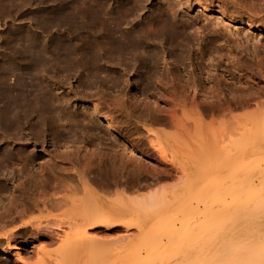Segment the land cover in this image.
<instances>
[{
  "label": "bare ground",
  "instance_id": "bare-ground-1",
  "mask_svg": "<svg viewBox=\"0 0 264 264\" xmlns=\"http://www.w3.org/2000/svg\"><path fill=\"white\" fill-rule=\"evenodd\" d=\"M100 1L80 0V9L65 6L57 11L68 18L66 35L76 42L74 47L80 48V94L59 88L52 93L43 84L42 88L24 85L18 90H5L4 99L0 100L1 145L8 142V146H17L20 137H31L26 142L22 138L25 143H38L39 137L44 140L52 134L56 139L47 141H53L55 146L62 142L50 164L45 165L22 147L24 150L17 153L12 146L0 153V242L8 241L7 250H0V259L8 260L15 252L18 262L24 263L14 245L16 234L22 230L36 231L35 234L48 238L61 233L58 240L67 251L80 246V240L83 244L93 241L85 237L103 229L134 228L151 236L179 223L188 230L190 239L189 248L178 257L177 264H264V166L263 170L258 169L260 154L264 153V57H256L249 66L238 62L234 65L246 75L247 85L243 88L227 83L228 79L222 76H226L225 61L233 63L239 59L230 57L233 50H228L229 55L222 52L224 42L241 49L222 24L227 20L228 26L238 23L247 33H264V0H174V4L160 9L153 6L144 19L140 16L145 7L124 3L114 9ZM135 1L137 5L147 0ZM192 5L214 11L218 20L214 24H194L188 14H179L180 7L185 10ZM205 32L209 41L201 43ZM219 39L224 40L223 44L209 47ZM195 45L200 46L197 51L201 62L194 64ZM157 47L163 59L158 56L161 52ZM79 50L75 48L72 53ZM252 50L246 51L254 55L257 49ZM207 51L212 56L203 64ZM67 56L64 53L65 60ZM62 71L64 79L72 75L69 70ZM34 72H24L28 74L23 79L32 82L38 77ZM130 72L142 74L139 83L143 92L151 90L149 95L126 89L132 85L126 77ZM58 73L53 72L60 76ZM115 86L119 90L110 89ZM106 88L114 93L108 96ZM150 125L170 127L173 131H153ZM142 130L152 134L145 142L147 148L131 134ZM94 132L102 135L95 138ZM77 133L82 134L80 142ZM69 140L80 147L72 144L75 149L71 150ZM17 162L21 167L15 168ZM211 169L226 171L230 178L224 199L216 204L169 199L161 189L141 197L130 193L172 179L191 187L208 177ZM74 182L89 198L76 200L68 196L78 189L71 187ZM89 183L96 184L107 196L114 197L115 192L117 199L97 197ZM129 193L138 197L128 198ZM34 212L59 215L24 221ZM166 218H171L172 223H166ZM72 231L78 233L70 238L68 233ZM80 235L85 239H80Z\"/></svg>",
  "mask_w": 264,
  "mask_h": 264
},
{
  "label": "rangeland",
  "instance_id": "rangeland-1",
  "mask_svg": "<svg viewBox=\"0 0 264 264\" xmlns=\"http://www.w3.org/2000/svg\"><path fill=\"white\" fill-rule=\"evenodd\" d=\"M58 1L59 0H0V73L2 74V73L7 72V74L5 76H0V78H1L0 79V90L2 88L1 91L4 92L2 94V92L0 91L1 92L0 94L2 95V96L0 95L1 96L0 100L4 99V96L6 93L5 90L6 91L7 90L9 91L10 89L18 90L24 85L25 86L31 85L33 87L42 88L41 86L43 84V88L47 87L46 89L50 90L51 92L53 90L52 93H56V90L59 88L60 90L62 89V91H65V90L68 91V90L72 89L74 91H77L80 94V78L77 79L78 73L80 72V50H79L80 48L74 47V46H76V42L68 39L70 37H69V35H66L67 31H65V29L68 27L66 25L67 23H69V22H67L68 18L67 19L63 18V16L61 17L60 15L57 14V11L61 8H66L65 6H67V8H69V7L73 8V6H74L75 8L80 9V0H64V1L60 0L59 2ZM173 1L174 0H169V2H168V0L167 1L166 0H147V1H143V2L141 1V3H137V5H136L135 0H126V1H124V0H101L100 2H102V4H104L105 6H108V7L114 8V9H117V7H119L121 4L123 5L124 3L125 4L127 3L129 5L133 4L134 6L140 5V7H145L143 12L141 13L142 15L140 16L142 19H144V18L148 17V14H149L148 12H149V10H151L153 8V6L155 7L158 5V8L160 9L164 6H167L166 4H168V5H169V3L174 4ZM144 2H146V3H144ZM54 12H56V13H54ZM182 12H184L186 15L188 14L187 15L188 20L194 24L197 21H200V22L205 23V24L206 23L214 24L218 20L217 19L218 15L214 11H203L195 5H192L191 9H185V10L181 9V7H180L179 8V14H182ZM45 19H46V21H45ZM59 19H61L62 21L59 22L58 21ZM64 19H66V20H64ZM52 21L54 23H52ZM60 23L63 26L59 25ZM63 23L64 24L66 23V24L64 25ZM227 23H228V21L226 20L222 24V26L225 29H227L226 31L230 30L229 32H230L231 36L229 35V38L233 41L237 40V42L241 46V49L237 48L236 46L232 47V48H231V46H227L223 39H219L220 43H217L219 41H214V43L209 44V47L212 49L217 48L220 44H223V42H224V44H225L223 47L224 51L222 50V52L224 54L227 53L229 55L228 50L229 51L233 50L230 57L231 58L232 57L239 58L241 61L239 59L235 62L233 61V63L232 62L229 63L228 61H225L224 67H226V68H224V70L226 71V76H224V75H222V76H223V78L228 79L226 81L227 83L229 82V84H234L238 88H240V87L243 88L247 85L246 80H245L246 75H243L242 72H239V70H237L238 68H235L236 66L234 67V65H236L238 62L239 65L243 66L245 64V66H247L248 64H252L251 61H255L257 59L256 57H258V59H261L264 57V54H263V52H264V33H260L258 31H250L251 33H247V31H245V29L242 26H239L238 23H232L231 26H228ZM49 24H50V28H49ZM51 25H52V27H51ZM57 27L60 29H58ZM62 28H64V29H62ZM56 31H58V32H56ZM207 32H205L204 35H201V40H200L201 43L209 41V38H208L209 36H207L209 34H207ZM59 38L61 39V41L59 40ZM66 38H67V40H66ZM242 42H243V44H242ZM79 44H80V42H79ZM77 46H78V44H77ZM246 46H248V47H246ZM250 46L255 47V48H250ZM59 47L63 53L62 55H60L61 51L59 50ZM198 47H200V46L195 45L194 49L192 51V62H194V64L200 60L199 58H201L199 51H197ZM202 47H205V46L203 45ZM45 48H46V51H45ZM67 48H69V49H67ZM75 48L78 49L79 51L72 53V50ZM229 48H231V49H229ZM244 48H246V50H247V48H248V50L253 49L252 51H255V52H256L255 49H257V52H256L257 54L254 53V55H256V56H254L252 53H248L246 50H244ZM39 49H41V50H39ZM48 49H49V51H48ZM56 49H57V51H56ZM159 49L160 48H158V53L161 52ZM34 50H36V51H34ZM58 50H59V54H57ZM234 50H236V51H234ZM69 51H71L70 54H68ZM242 51L244 54L242 53ZM244 51H246V52H244ZM53 52H55L56 54L55 53L52 54ZM208 52L210 54H208ZM64 53H65V56H67V54H68V56L66 57L67 61L64 59ZM211 54L212 53L210 51H207V54L204 56V58H206V59L203 58V60H205L206 62L202 60L203 64L204 63L207 64L210 61V59H211L210 56H212ZM49 55H51V56H49ZM52 56H54V57L57 56L58 59H56L54 57L52 58ZM60 56L62 59L60 58ZM71 56H73L72 59L74 60V62L71 59ZM158 56L163 59L162 52ZM38 57H40V58L42 57V59H39V61L37 59H35ZM193 57L196 58V60ZM68 58H70V59H68ZM208 58H210V59H208ZM42 60H44L46 62H43ZM75 60H76V62H75ZM166 60H169V59H166ZM248 60L250 61V63ZM41 62L44 64L41 65L42 64ZM199 62H201V60ZM39 66H41V67H39ZM250 66H252V65H250ZM38 69H39V71H37ZM44 69L45 70L48 69V70L45 71ZM62 69H63V71H62ZM67 70H69L68 74H72L73 76L75 74H77V75H75L76 77H73L72 75H67L66 77H68V78L65 77V79H64V77L62 76V74L60 72L61 71L67 72ZM77 70H78V72H77ZM207 70L208 69H206V71ZM34 71L37 73V76H38L37 78H40L39 81L37 78H36L37 80L34 78L32 79L33 81H37L34 83L32 80H31L32 82H30V80L27 81V79H23L22 76L25 74H28V73H24V72H34ZM44 71L46 73H50V74L42 73ZM55 71H56V73L59 72L58 74L60 76H58L57 74H53V72L55 73ZM73 71H74V74H73ZM75 71H76V73H75ZM22 72L24 74H22ZM35 72L33 73L34 75H35ZM39 72L42 74H40ZM38 73L42 76L38 75ZM130 74H131V76H130ZM134 74H136V76H134ZM134 74H133V72H130L126 75L127 79L130 80V81L128 80L129 83L132 84L131 86H127L128 88L126 87V89H132L134 92L141 93L142 96L145 94V92H146V94L144 96L149 95L151 93V90H147L149 92H147V91L143 92V90H142L143 87H142V85L140 86L141 83H139V81L142 80L141 79V77H143L142 74H139L138 72H136V73L134 72ZM219 74H217V75H219ZM227 74H229V75H227ZM52 75L54 76L55 79L53 78ZM241 75H243V76H241ZM56 76H58V78H56ZM69 76H71V77H69ZM25 77H26V75H25ZM41 77H43V78L41 79ZM139 77H140V79L135 82V80H137ZM23 81H25V84ZM134 82H135V84H134ZM39 84H41V85H39ZM136 84L139 87L136 86ZM119 86H121V85H119ZM134 86H135V88H134ZM116 87H118V86H115L114 88L112 87L110 89L113 91L119 90L118 89L119 87L117 89H116ZM84 88H86V87L84 86ZM139 89H140V91H139ZM111 90H107V88H106L104 91L106 93H108L107 95L109 96L112 93H114ZM79 105H80V103H79ZM151 126H153V127H151ZM150 128L153 131H159L161 129V130L165 131L166 133H171L173 131L170 127L169 128L168 127H158L156 125H150ZM26 132H25V134H27ZM131 134L135 138H137L138 141L143 142V143H145L146 141L149 140L148 137H152L151 133H149L150 134V136H149V135H147L148 133L143 131V130L140 132L137 131V133L132 132ZM53 135L54 134H52V136L51 135L47 136L48 138L44 137V140H43V137H42V139H41V137H39L40 141L38 140V143H34V140L25 143L27 141V139L31 138V137H25V138L20 137V139H19L20 143H18L17 146L14 144L8 146V142H6L2 145L0 144V153L12 149V147L15 151L17 150L15 153L19 152L20 149L25 148L27 150L29 149L28 151L33 152L36 161H38L41 165L42 164H44V165L50 164L49 162H51L52 155H54L55 154L54 152L60 148V145H62V142H61V144L59 143L60 145L58 144L59 147L57 148L58 145H56V146L53 145V141H51V142L47 141L49 139L51 140L55 136V135L54 136ZM97 135L101 136L102 134H97V132H96L94 137L97 138L98 137ZM79 136H80V134L77 133V138H79L78 139L79 141L77 140L78 142H80V138H82L81 137L82 134L80 137ZM94 137H92V138H94ZM22 138L24 139L25 142L23 141ZM70 138H71V141L74 140L73 137H70ZM53 139H56V138H53ZM83 139H85L84 135H83ZM150 139H152V138H150ZM21 141H23L24 143ZM54 141H56V140H54ZM71 141L69 140L68 142L71 143ZM68 142H67V144H65V142L63 144L67 145V147H69ZM51 143H52V145H51ZM76 143H71L69 148L72 150V148L75 147V146L72 147V144L74 145ZM147 143H145L143 145V147L145 146L147 148V146H148ZM78 144L79 143L76 144L75 148L80 147V144L79 145ZM20 145H22V146H20ZM29 146H33V147L29 148ZM86 146L89 147L90 145H86ZM22 150H24V149H22ZM133 155H135V154L133 153ZM136 157H138V156L136 155ZM260 161L263 165L260 163L258 169L263 170V168H264L263 167L264 166V153L260 154ZM34 162H35V160H34ZM38 162H36L34 164L37 165ZM19 166L21 167V164H19V162H17V166H15V168L16 167L18 168ZM11 168H14V167H11ZM9 169H10V167H9ZM224 172H223V170L220 171L218 169H211V171L209 172V176L204 178L197 185H190L192 188L188 187V186L186 187L184 185L183 181H179L177 179H174V180L172 179V180H164V181L160 182L158 185L153 184L152 187L149 186L148 189L146 187V188H144V190H143V188L140 190H138V189H135L132 191L130 190L131 191L130 193L135 195L134 193H132V192H135L136 194H138L139 197H141V196H146L150 193H153L154 191H156L158 189H161V190H163V193L167 194L169 199H175V200H182L183 199L186 201H189V199L190 200L194 199V200H196V203H201V202L206 200V201L211 202L212 204H216V203H219L218 200L221 199V201H222L224 199V197H225L224 194H226V189H227L226 186L228 187L230 184V180H228V179H230L228 176L229 173L226 171H224ZM10 183H12V182H10ZM77 185H78L77 182L71 183V187H73L74 189L76 187H78V189L76 188V190H73V192L71 191L68 194V196L71 198H74L76 200L77 199L85 200V197L89 198V196L87 194H85L86 192L83 191L82 187L79 185L77 186ZM89 187L94 193H96L97 197H102L104 199L106 198L107 200H112V201L117 199V197L115 198V192H112L114 197L111 194L107 196L102 190L101 191L98 190V188H100V187L96 186V184L89 183ZM120 187L122 188V186H120ZM118 189H120V188H118ZM118 189H117V191L119 193L120 191ZM196 190L198 193L196 192ZM138 191H140V192H138ZM185 191H186V194H183V192H185ZM130 193L127 195L128 198H137L138 197L137 195L135 197H133ZM103 195H105V196H103ZM203 198H204V200H202ZM2 200L5 203V199H2ZM221 201H220V203H221ZM192 203L196 204L195 201ZM52 215L58 216L59 213L34 212V213H30L26 217H24V221H29V220L30 221H36V220L38 221L39 219H44V218H46L48 216H52ZM168 219L170 221L169 220L167 221V218L164 221L168 224L172 223L171 218H168ZM192 221L196 222L197 220L192 219ZM178 224L179 223H177L175 228L170 229L169 227H166L167 229L166 228L163 229L165 232L163 230H160L159 232L163 231V233L158 232V233L151 235V236H144V235L138 233L137 230H134V228H131L129 230H126L123 227H119L120 229L118 228V230L117 229L116 230L103 229V230L99 231L100 233H98V231H97L95 233L94 232L89 233L88 236H86V237L84 236L86 239H90V238L93 239V241L89 240L88 243L86 242L88 245H86V243H84V244L81 243V240H80V246L77 245V246H75V248H73V247H70V249L67 248L66 249L67 251H64V249L61 247V243L59 241L61 238V237H59V236H61L60 235L61 233L60 234L57 233L58 235L57 234L52 235L51 237H49L50 238V240H49L48 236H46L48 238L47 239L45 236H43L41 234L40 235L38 233H37L38 235L35 234L36 231L28 230V232H27L26 230H24V231L22 230V232L20 231L17 233L19 235L16 234V236H15L16 241L14 242V245L16 244L15 247L19 248V252L25 260L24 263L18 262V258H17V256H15V252H14L8 260L0 259V264H93V263L94 264H165V263L166 264H177L178 263L177 262L178 257L181 254H183L186 249L189 248L188 247L189 244H187V241H188V239H190V238H188V236H190L189 232H187L188 230L181 228ZM77 233H78L77 231H72V232L68 233V236L70 238H72V237H75L77 235ZM81 237L82 236L80 235V239H81ZM84 237H82V239ZM184 238H186V240H184ZM166 242H167V244H166ZM1 243H2V246L0 245V250H7L8 241L7 240H1L0 244Z\"/></svg>",
  "mask_w": 264,
  "mask_h": 264
}]
</instances>
